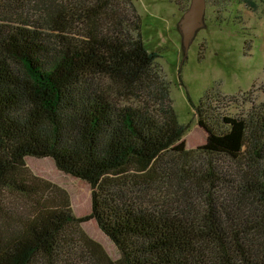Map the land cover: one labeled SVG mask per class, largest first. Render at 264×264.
<instances>
[{
	"label": "trees",
	"instance_id": "obj_1",
	"mask_svg": "<svg viewBox=\"0 0 264 264\" xmlns=\"http://www.w3.org/2000/svg\"><path fill=\"white\" fill-rule=\"evenodd\" d=\"M141 23L130 0H0V208L16 203L0 264H264V101L238 116L237 156L172 153L185 127ZM194 110L212 136L231 133L208 95ZM26 157L86 182L90 213Z\"/></svg>",
	"mask_w": 264,
	"mask_h": 264
},
{
	"label": "rangeland",
	"instance_id": "obj_2",
	"mask_svg": "<svg viewBox=\"0 0 264 264\" xmlns=\"http://www.w3.org/2000/svg\"><path fill=\"white\" fill-rule=\"evenodd\" d=\"M130 1L141 16L145 48L159 51L155 67L167 83L178 121L185 127L171 152L213 150L237 156L242 150L238 116L264 101V0H206L205 25L186 54L178 21L190 0ZM204 95L222 106L232 126L228 136H212L197 120L194 106ZM25 164L32 176L65 193L76 216L90 213L91 189L86 182L59 171L50 158L26 157ZM14 204L6 196L0 223ZM80 228L111 259H118L116 247L94 220L80 223Z\"/></svg>",
	"mask_w": 264,
	"mask_h": 264
},
{
	"label": "water",
	"instance_id": "obj_3",
	"mask_svg": "<svg viewBox=\"0 0 264 264\" xmlns=\"http://www.w3.org/2000/svg\"><path fill=\"white\" fill-rule=\"evenodd\" d=\"M206 0H190L188 8L178 21L182 50L186 54L198 31L205 25Z\"/></svg>",
	"mask_w": 264,
	"mask_h": 264
}]
</instances>
